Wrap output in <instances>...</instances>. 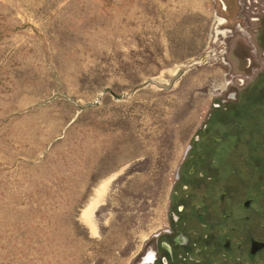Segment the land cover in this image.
I'll return each instance as SVG.
<instances>
[{
	"label": "rangeland",
	"instance_id": "obj_1",
	"mask_svg": "<svg viewBox=\"0 0 264 264\" xmlns=\"http://www.w3.org/2000/svg\"><path fill=\"white\" fill-rule=\"evenodd\" d=\"M263 30L264 0H0V264H133L214 104L261 84Z\"/></svg>",
	"mask_w": 264,
	"mask_h": 264
},
{
	"label": "flooded vegetation",
	"instance_id": "obj_2",
	"mask_svg": "<svg viewBox=\"0 0 264 264\" xmlns=\"http://www.w3.org/2000/svg\"><path fill=\"white\" fill-rule=\"evenodd\" d=\"M247 95L214 104L178 168L165 228L133 264H264V158L236 155L218 132Z\"/></svg>",
	"mask_w": 264,
	"mask_h": 264
},
{
	"label": "trees",
	"instance_id": "obj_3",
	"mask_svg": "<svg viewBox=\"0 0 264 264\" xmlns=\"http://www.w3.org/2000/svg\"><path fill=\"white\" fill-rule=\"evenodd\" d=\"M260 45L264 50V30L260 37ZM250 91L252 92L244 97L243 104V109H246L245 113L249 111V115H244V118L246 119L245 125H242V122L240 121H235L234 131L240 128L251 129L248 131L250 132V141L246 143V147L251 154L263 156L264 158V73L259 87L257 86L254 90ZM234 106L235 105L232 107ZM237 107L240 106L237 105ZM237 112L239 113L240 111ZM238 113L236 115H230V113H227L225 116L230 117V120H232V117L234 119L236 116L241 117V114ZM252 113L255 114L252 115Z\"/></svg>",
	"mask_w": 264,
	"mask_h": 264
},
{
	"label": "bare ground",
	"instance_id": "obj_4",
	"mask_svg": "<svg viewBox=\"0 0 264 264\" xmlns=\"http://www.w3.org/2000/svg\"><path fill=\"white\" fill-rule=\"evenodd\" d=\"M102 192V191H101ZM100 191L97 192V197L100 198ZM97 198V199H99ZM98 201L94 200L92 201V204H90V206H87V208L85 209V211L83 212V217H84V220L86 223H89V218L87 217L88 216V211L91 210L93 208V206H95L97 204Z\"/></svg>",
	"mask_w": 264,
	"mask_h": 264
}]
</instances>
